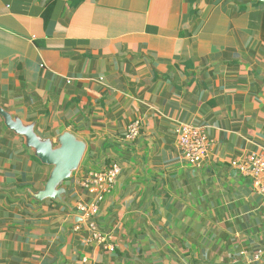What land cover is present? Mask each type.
<instances>
[{"label": "crops", "instance_id": "obj_1", "mask_svg": "<svg viewBox=\"0 0 264 264\" xmlns=\"http://www.w3.org/2000/svg\"><path fill=\"white\" fill-rule=\"evenodd\" d=\"M0 106L87 144L68 207L38 202L52 167L0 116V264H264V196L238 167L264 158V0H0ZM183 124L208 139L198 166Z\"/></svg>", "mask_w": 264, "mask_h": 264}, {"label": "water", "instance_id": "obj_2", "mask_svg": "<svg viewBox=\"0 0 264 264\" xmlns=\"http://www.w3.org/2000/svg\"><path fill=\"white\" fill-rule=\"evenodd\" d=\"M0 116L7 129L23 138L26 149L40 163L52 167L48 181L41 191L26 189V192L38 202L51 200L68 207L64 185L78 171L86 152V142L76 133L67 130L57 138H44L36 130L35 123H26L1 106Z\"/></svg>", "mask_w": 264, "mask_h": 264}, {"label": "built area", "instance_id": "obj_3", "mask_svg": "<svg viewBox=\"0 0 264 264\" xmlns=\"http://www.w3.org/2000/svg\"><path fill=\"white\" fill-rule=\"evenodd\" d=\"M179 133L178 146L182 152L183 158L193 166L202 164L206 160L209 152V142L205 133L198 127L185 124L180 126ZM139 135L140 123L135 122L129 126L126 139L132 141L137 139ZM238 167L244 176L252 177L254 179L253 183L256 192L259 195L264 196V158L254 157L249 165L244 164L239 165ZM120 172L121 168L118 165H113L103 174L93 173L90 175L84 185L87 187L95 186L98 189L105 190L112 186ZM95 210L96 207H93L94 212ZM80 211L84 213V217L86 218H88V215L91 212L84 206H80ZM89 227L93 229L95 228L93 224ZM99 237L101 236L99 235ZM99 237L98 239L103 242L104 239H100ZM254 259L257 260L259 257L255 256Z\"/></svg>", "mask_w": 264, "mask_h": 264}]
</instances>
